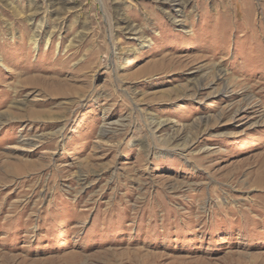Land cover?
<instances>
[{"label":"rangeland","instance_id":"obj_1","mask_svg":"<svg viewBox=\"0 0 264 264\" xmlns=\"http://www.w3.org/2000/svg\"><path fill=\"white\" fill-rule=\"evenodd\" d=\"M0 264H264V0H0Z\"/></svg>","mask_w":264,"mask_h":264}]
</instances>
